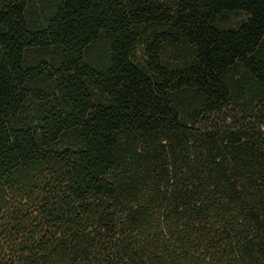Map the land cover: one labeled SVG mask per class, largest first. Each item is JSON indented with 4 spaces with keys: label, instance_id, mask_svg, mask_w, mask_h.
Segmentation results:
<instances>
[{
    "label": "trees",
    "instance_id": "obj_1",
    "mask_svg": "<svg viewBox=\"0 0 264 264\" xmlns=\"http://www.w3.org/2000/svg\"><path fill=\"white\" fill-rule=\"evenodd\" d=\"M0 264H264V0H0Z\"/></svg>",
    "mask_w": 264,
    "mask_h": 264
}]
</instances>
